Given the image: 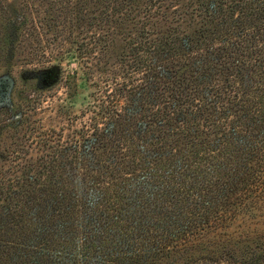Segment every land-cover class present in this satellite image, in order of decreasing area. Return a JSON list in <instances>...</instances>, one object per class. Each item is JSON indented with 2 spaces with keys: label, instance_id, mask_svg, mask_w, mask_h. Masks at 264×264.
<instances>
[{
  "label": "trees",
  "instance_id": "1",
  "mask_svg": "<svg viewBox=\"0 0 264 264\" xmlns=\"http://www.w3.org/2000/svg\"><path fill=\"white\" fill-rule=\"evenodd\" d=\"M41 3L8 59L78 63L95 111L63 139L41 95L0 108V264H264V0Z\"/></svg>",
  "mask_w": 264,
  "mask_h": 264
},
{
  "label": "rangeland",
  "instance_id": "2",
  "mask_svg": "<svg viewBox=\"0 0 264 264\" xmlns=\"http://www.w3.org/2000/svg\"><path fill=\"white\" fill-rule=\"evenodd\" d=\"M41 2H44V0H0V108L5 106L10 109L12 108L10 106L19 104L23 97L32 100L38 95H41L44 102L41 105V112L38 113L36 118L42 120L41 125L47 130L51 129L56 133H59L61 130L63 139H66V136L70 135L69 137H71L74 134V130L78 132L83 126H88L93 116V107H89L92 109H87L88 103L94 102L95 99L93 94L94 88L90 85L91 82H87L84 87L79 86L80 88L74 85L75 82L76 84L81 82V76L83 77L85 72L84 69L80 68L78 63H67L63 61L61 67L63 71L61 72L62 76H60V80L54 84L50 83L48 87H44L45 83L42 85V80L46 79L43 75L44 72L41 71L43 70L42 67L49 69L50 66L55 65L54 63L46 66H40L34 63L23 65L17 61L22 59V56L18 54L15 61L8 59V53L11 49L10 40L15 34L10 29L9 22L14 19L20 20L24 13L28 15L30 11V15L27 17L28 27L32 28L36 25L42 26L45 22H40L39 20L43 21V14L39 16L33 12V10L45 9V5ZM26 7L29 8L25 9ZM32 12L33 14H31ZM39 28L38 31L42 32L41 27ZM28 31L30 30L28 29ZM74 71H76V77L69 75ZM39 86L43 87L41 88ZM76 90L77 93L86 98L85 104H79V107L74 110L68 109V113L65 115L60 114L57 108L59 105L63 106V103H60L61 101L59 99L62 100L66 97L67 93L71 94ZM63 110H67L66 107ZM9 121H12V119ZM32 154L35 155V150H33ZM9 163L3 169H7ZM261 228L263 227L260 226Z\"/></svg>",
  "mask_w": 264,
  "mask_h": 264
}]
</instances>
